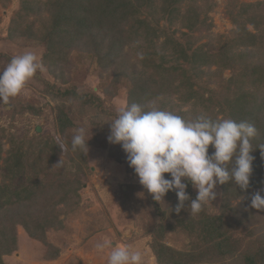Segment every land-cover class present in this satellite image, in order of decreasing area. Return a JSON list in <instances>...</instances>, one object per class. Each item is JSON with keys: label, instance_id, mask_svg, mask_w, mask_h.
I'll list each match as a JSON object with an SVG mask.
<instances>
[{"label": "rangeland", "instance_id": "374dc122", "mask_svg": "<svg viewBox=\"0 0 264 264\" xmlns=\"http://www.w3.org/2000/svg\"><path fill=\"white\" fill-rule=\"evenodd\" d=\"M49 1L52 0H0V71L13 56L25 51L35 52L45 69L38 71L9 104L0 103V135L7 136L0 137L3 145L0 180L8 175V165L14 160L11 156L28 149L29 154L20 156L28 162L21 174L32 173L47 183L59 181L61 177L68 186H55L59 193H51L41 211L42 223H51V229L44 233L48 244L28 236L23 223L16 225L17 250L2 257L4 264H107L111 249L98 252L95 247L104 240L140 251L144 264H157L150 248L155 240L178 251H193L197 243H201L202 234L195 229L190 233L172 232L174 224L170 222L183 219L172 207L178 200L175 192L169 198L166 194L161 202L152 198L129 166L121 145L108 141L110 121L127 105L132 82L129 72L145 70L151 63L154 67L152 59H156L158 67H154L153 76L159 78V83L152 81L149 90H153L154 95L147 97L145 103L156 99L161 108L171 106L169 101H173L176 111L192 113L190 117L187 115L188 120L199 114L213 119L225 118L229 107L220 105L215 98H220L226 84L236 90L237 80L240 90L259 97L254 92L257 86L264 84L260 75L264 68L251 76L245 75V70L258 63L264 66V0H134L128 21L121 24L124 30L119 29L118 34L123 37L122 41L128 36L132 40L125 42L113 65L101 63L87 32L78 40L80 42L68 43L64 38L58 41L59 37L54 42L46 40L44 33L49 18H53L48 10ZM36 4H41L36 10L38 13L33 12ZM260 10L259 21H252V12L256 11L258 16ZM138 22L141 25L138 26ZM244 25L254 32L255 41H252L254 37L242 40ZM147 38L151 42L147 49L142 51L134 46L144 39L147 46ZM240 50L249 53L239 57L236 52ZM197 54L202 55L197 58ZM223 54H227V66H222L223 59L218 60ZM118 65L121 69L116 70ZM45 85L52 86L49 92L42 90ZM66 89L71 91L61 95ZM72 90L76 94H94L96 106L88 107ZM97 103H102L108 111L98 108ZM29 106L37 110L36 114L25 110ZM60 108L67 110L74 123L66 137L57 131L61 128L57 123ZM110 109L115 115L110 114ZM98 114L102 117L97 121L102 123L106 134L99 130L92 135L89 131L88 135L92 136L88 153L73 151L71 140L76 129L81 126L90 129L91 118ZM59 143L65 145L64 151ZM212 151L210 146L209 152ZM130 186L136 187V196L145 208L144 218L141 209L132 203L133 199H128ZM214 191L216 198L205 205L207 212L217 214L220 210L223 213V208L228 206L225 204H229L224 212L226 224L233 229L231 244L235 252L224 257L223 264H239L242 251L257 252L259 247L264 248V209L251 207V196L256 191L264 196V185L249 186L241 195L229 192L227 200L219 183ZM192 192L197 193V190L192 188ZM22 219L32 231L34 227L29 218ZM159 222L170 225L161 237L154 235Z\"/></svg>", "mask_w": 264, "mask_h": 264}, {"label": "trees", "instance_id": "16d2710c", "mask_svg": "<svg viewBox=\"0 0 264 264\" xmlns=\"http://www.w3.org/2000/svg\"><path fill=\"white\" fill-rule=\"evenodd\" d=\"M134 0H52L49 1L48 10L50 11L51 17L49 18L50 23L48 24V29L44 33L46 40H51L54 42L56 38L59 37V40L63 38L67 40L69 43L72 40V43L81 39L83 33L87 32L88 37H92V42L88 41V43H92L94 49L97 51L99 59L101 57V63L104 64L112 63L114 64L115 57L121 53V48L125 44L126 41H131L132 38L128 36V38L122 41L120 37V30H124L122 28V23L128 21V11L134 7ZM140 5V4H139ZM41 4H36L33 12H36ZM48 6V4H47ZM262 10L257 12H252L251 15H254L252 21H259L258 17L261 16ZM38 13V12H36ZM252 24V23H251ZM141 25L138 22V26ZM255 27L254 24H252ZM118 27V29H117ZM244 35L242 36V40L249 37L252 38V41H255L254 32L250 31L245 25L243 26ZM256 29V27H255ZM136 32V31H134ZM117 33V34H116ZM135 36V35H134ZM157 37V36H156ZM148 45L145 46V39L142 43H136L134 46L137 49L144 50L149 47L151 44L150 40L147 38ZM80 42V41H78ZM83 42V41H82ZM246 43H251L249 40L245 41ZM89 43V44H90ZM107 51V52H105ZM224 52V51H223ZM249 52H245L244 50H240L236 52L237 56L246 55ZM202 54H197V58H200ZM223 54L222 58L218 57V60L222 62V66L228 65V57ZM2 53H0V57ZM7 57V56H5ZM7 58H10L9 56ZM156 59H152L154 63V67ZM197 62V61H195ZM151 63V62H150ZM111 65V66H112ZM121 66H117L116 70L121 69ZM153 67L152 63L147 64V69L140 70L138 72H129L132 78V82L130 85V92L128 93V101L127 105L131 103H140L144 104L145 99L149 96L152 97L154 95L153 90H149L150 85H152V81L156 84L159 83V78H154L156 69ZM158 67V66H156ZM161 67V66H159ZM154 68V69H153ZM264 68V66L255 64L253 68L250 70H245V75L249 74L251 76L257 71H260ZM124 68L121 71L124 72ZM151 71V72H150ZM264 71L260 72L262 78H264ZM118 77V76H117ZM141 79V80H140ZM231 80V78L229 79ZM232 80H237L236 78H232ZM231 80V81H232ZM147 81V84L145 82ZM240 82H237L234 85H238L236 90L231 88L230 84H226L225 91L220 94V98H215L219 100L220 105L225 104L227 108V116L225 118H231L239 121H248L250 123H254L259 130V135L253 139L252 146L254 148L252 155L254 156L253 161V173L250 178V186H263L264 185V84L257 86L254 92V97L252 92H246L242 89L240 90ZM161 85V84H160ZM52 86L45 85L42 90L44 92H49V88ZM122 87V86H121ZM167 90V89H166ZM164 90V92L166 91ZM71 89H66L61 95H66L69 93ZM73 91V95L80 99V101L86 104L88 107L96 106V101H94L95 95L88 93H77ZM238 91V92H237ZM146 96V97H144ZM156 100V99H155ZM158 101V100H156ZM187 101V100H186ZM170 105L161 106L162 109L167 108L169 111H173L176 114L188 119L187 115H192L191 112L181 111V109H176L172 106L173 101H169ZM98 108H101L108 111L106 108L102 106V103H97ZM108 108V107H107ZM223 108V106H222ZM32 110V113L37 112L35 108H31L30 106L25 110ZM109 109V108H108ZM24 110V111H25ZM21 111V112H24ZM61 115L58 116V127L61 128L57 130L62 137H66L68 134L67 130L72 125H74L72 119L68 116V112L65 108H60ZM102 111V110H101ZM226 111V110H225ZM19 112L18 114H20ZM27 112H29L27 110ZM110 114L115 115V112H112L110 109ZM117 116V114H116ZM115 116V117H116ZM102 117L100 114L93 116L90 120V129L92 131V135L97 134L99 130L104 132V126L102 123H99L97 120ZM108 125V124H107ZM65 134V135H64ZM0 137H7L5 134ZM95 137V136H94ZM0 138V141H1ZM95 138L93 139V141ZM89 143V142H88ZM17 143H15L16 145ZM261 147V148H259ZM3 149V145L0 142V150ZM11 149V148H10ZM1 152V151H0ZM28 152V153H26ZM23 154H29L28 149L22 151L20 153H16L11 157H14V160H11V163L8 165V175H5L0 180V264H4L2 257L5 255H9L15 250H17L18 246V237L16 232V225H23L24 228L28 232V236L33 239L39 240L42 243L48 244L44 239V233L47 230H50L49 226L51 223H42L43 215L41 213L42 210L45 209V201L50 198V194L59 193V190L56 189L59 186H68V182L63 178H59V181L55 182H42L40 178H37L32 173L29 175L27 173L21 174L22 170H26L25 165L28 163L20 159V156ZM30 156V155H29ZM10 157V158H11ZM30 168L33 166L31 163ZM35 166V164H34ZM12 169V171H11ZM166 178H170L169 174H165ZM78 184V183H77ZM41 186H46V190L42 189ZM56 186V187H55ZM73 186V185H72ZM222 186L225 198L227 200V194L231 193H241L246 190H241L238 186H236L232 182H228L225 184H220ZM131 189L126 193V198L128 194V199H133V204L136 205L137 209H141V217L144 218L146 215L145 208L140 204L138 197L136 196V191L134 186H130ZM138 187V186H137ZM192 185L189 183L187 187V192L190 194L192 199L196 198L197 193L192 192ZM194 189V188H193ZM174 191H169L167 193L168 198L172 196L171 194ZM63 199V198H62ZM140 199V198H139ZM178 203V200L172 204V207L175 208ZM189 202L185 201V207L181 209L179 213L176 212L177 215L183 217V219H176L170 222L174 224L172 227V232L175 233H184V232H192L193 229L198 230L199 233L202 234L201 243H197V246L193 251H178L172 248L171 246L166 245L161 240H155L150 244V248L153 252L157 264H223L224 257L227 255H233L235 252V248L232 245L233 242L231 239V231L233 230L231 226L226 224V215L225 212L230 206L229 204H225L227 207L223 208V213L219 212L217 214H213L207 212L206 206L202 208V210L196 214L191 215L190 208H187V204ZM42 206V207H41ZM53 206V204H51ZM171 207V208H172ZM54 208V207H52ZM159 208V205H157ZM189 213V214H188ZM20 215H22L20 217ZM144 216V217H143ZM24 218H29L32 223V231L24 225ZM52 218H56V216H52ZM163 219V216H162ZM145 220V219H144ZM167 223H158V227L154 230L155 236L161 237V235L165 234L166 230L169 228ZM235 226V225H233ZM232 226V227H233ZM240 227V226H239ZM43 233V234H41ZM232 243V244H231ZM201 245V246H200ZM237 247V246H236ZM241 261L239 264H264V248L259 247L257 252H251L249 250L242 251ZM217 259V260H215ZM222 262V263H221ZM229 262V261H228Z\"/></svg>", "mask_w": 264, "mask_h": 264}, {"label": "clouds", "instance_id": "9594fccd", "mask_svg": "<svg viewBox=\"0 0 264 264\" xmlns=\"http://www.w3.org/2000/svg\"><path fill=\"white\" fill-rule=\"evenodd\" d=\"M44 70L33 51L13 56L0 71V103L9 104L38 71ZM110 122L108 141L121 145L129 166L155 201H164L169 191L175 192L177 213L188 201L190 214H198L216 198L214 189L218 183L232 182L241 190L250 186L255 159L252 141L259 135L254 123L213 119L206 114L188 120L160 108L155 100L121 107ZM91 129L85 126L76 129L71 140L73 151L88 153ZM58 145L65 150L63 143ZM210 146L214 149L211 153ZM189 183L197 190L195 199L186 190ZM251 207L264 209L260 191L251 196ZM95 247L98 252L111 249L107 264H144L142 253L128 246H115L112 241L104 240Z\"/></svg>", "mask_w": 264, "mask_h": 264}]
</instances>
